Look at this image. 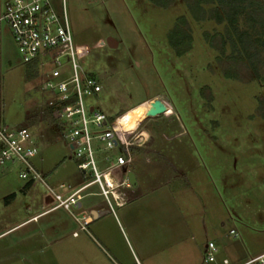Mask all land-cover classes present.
Wrapping results in <instances>:
<instances>
[{
  "label": "rangeland",
  "instance_id": "374dc122",
  "mask_svg": "<svg viewBox=\"0 0 264 264\" xmlns=\"http://www.w3.org/2000/svg\"><path fill=\"white\" fill-rule=\"evenodd\" d=\"M50 1L60 12L61 0ZM63 4L77 59L101 85L86 101L121 117L124 130L139 123L134 132L147 139L131 146V161L119 167L123 178L132 171L136 179L119 187L132 191L125 204L115 205L110 195L108 203L93 184L80 207H57L4 232L52 205L49 186L67 194L87 179L60 139L56 107L46 105L45 70L34 64L28 76L33 66L21 62L3 26L0 110L7 124L32 132L37 153L31 160L40 177L26 187L16 167L0 165V264H223V258L239 263L264 251V45L251 42L258 53L250 59L244 52L243 61L226 58L207 41L219 46L225 22L193 19L183 0L165 8L149 0ZM178 15H185L192 35L180 56L167 41ZM237 26L264 36L261 22L247 16ZM230 66L245 79L226 78L223 69ZM155 100L165 108L152 115ZM107 153L114 156L116 148ZM11 192V201L3 199ZM208 241L216 250L205 261Z\"/></svg>",
  "mask_w": 264,
  "mask_h": 264
},
{
  "label": "built area",
  "instance_id": "2783aa9c",
  "mask_svg": "<svg viewBox=\"0 0 264 264\" xmlns=\"http://www.w3.org/2000/svg\"><path fill=\"white\" fill-rule=\"evenodd\" d=\"M3 26L8 29L21 62L38 64L45 70L41 89L50 94L46 105L56 107L57 123L61 126L60 139L70 148L77 168L87 179L67 194L51 190L53 208L78 206L86 194L82 192L91 184L98 186L97 193L108 203L110 195L115 205H121L124 196L119 187L130 183L126 178L115 177V173L120 166L131 161L130 147L145 142L147 133L134 132L139 123L130 130L117 127V116L112 118L86 101L87 96L96 95L101 90V85L95 75L82 69L77 59L63 0L60 12L54 9L50 0L3 2L0 8V64ZM63 74L66 75L61 76ZM127 131H131L130 136ZM114 148V156L107 153ZM36 153L32 132L25 126L7 124L0 110V165L16 167L19 177L26 182L33 181L34 177H40L31 160ZM57 187L64 188V184L59 183ZM229 232L236 235L234 229ZM215 250L213 242L208 241L203 260H211ZM222 263L264 264V251L239 263L227 258H223Z\"/></svg>",
  "mask_w": 264,
  "mask_h": 264
},
{
  "label": "trees",
  "instance_id": "16d2710c",
  "mask_svg": "<svg viewBox=\"0 0 264 264\" xmlns=\"http://www.w3.org/2000/svg\"><path fill=\"white\" fill-rule=\"evenodd\" d=\"M156 6L165 8L169 6L174 0H149ZM187 6L190 15L195 20L214 19L217 23L225 22L224 34H218L220 37L219 46L213 41V38L207 39L208 44L211 47H215L220 51V54L225 55L226 58L243 61L245 55L250 59L253 55L258 53V49L253 48L251 42L257 43L256 45H264V36L261 34L254 35L245 29H238L237 23L241 17L251 18L253 21H260L261 25L264 26L262 21L264 19V0H183ZM251 27H254L251 24ZM232 34V36L230 35ZM207 37L208 33H204ZM227 36V37H226ZM234 36V37H233ZM229 39V40H228ZM226 40L230 41L232 51L237 50V44H239V51L235 54L230 53L226 55L225 44ZM167 41L169 46L174 51L175 55L180 56L187 52L191 47L192 35L189 27V23L185 15L176 16L172 27L167 32ZM252 48V49H250ZM245 53L242 54V53ZM31 67L30 74L33 76L34 64L30 63ZM223 75L226 78H234L238 80L245 79L235 68L226 67L223 69ZM27 76V77H28ZM247 79V78H246ZM32 181H27L25 186L28 187ZM9 196H13L10 193Z\"/></svg>",
  "mask_w": 264,
  "mask_h": 264
},
{
  "label": "crops",
  "instance_id": "0c3cea01",
  "mask_svg": "<svg viewBox=\"0 0 264 264\" xmlns=\"http://www.w3.org/2000/svg\"><path fill=\"white\" fill-rule=\"evenodd\" d=\"M143 102H145V101H143ZM140 104V103H139ZM139 104H137V105H139ZM136 105V106H137ZM131 107V106H130ZM133 107H135V106H133ZM134 146H137V145H134ZM40 173V172H39ZM116 175V177L118 176V177H120V178H123L122 176H121V174H120V172H119V169L117 170V173L115 174ZM42 181L46 184V182H45V180L42 178ZM82 185V184H81ZM91 185H93V184H91ZM91 185H89L88 187H90ZM46 186L48 187V184H46ZM129 186V185H128ZM127 185H126V187H128ZM79 187V186H78ZM88 187H86L85 189H87ZM49 188H50V190H53V189H55V188H53V187H51V186H49ZM84 189V190H85ZM119 190L121 191V194L122 195H124V202L121 204V205H123V204H125L126 203V200L129 198V197H131L132 196V191H130L129 189L127 190V189H124L123 188V190H121V188H119ZM11 193H13V192H11ZM86 194L85 195H87V194H89L90 192H85ZM91 193H93V192H91ZM95 193H97V192H95ZM10 194V193H9ZM9 194H7V195H5L4 197H3V199H6V201H8L7 199L9 198L10 199V201H11V199H13V197H8L9 196ZM98 194V193H97ZM15 195V194H14ZM52 195V194H51ZM84 195V196H85ZM50 199H52V205H50L49 207H46V208H41V209H39V211L38 212H35V213H33V214H31V215H29V216H27V217H25V218H23V219H21L20 221H18V222H14V223H12V224H10V225H8V227L4 230V232L5 231H8V230H15V229H17V228H19V227H22V226H24V225H26V224H28V223H30V222H36L37 220H38V218L40 217V215H42V214H44V213H48V212H50V211H52V210H54L55 208H53V203H54V198H53V196L52 197H50ZM126 199V200H125ZM48 200H49V198H48ZM9 201V202H10ZM49 201H51V200H49ZM9 202L7 203V204H9ZM121 205H117V206H121ZM81 206V202H79V204H78V207H80ZM93 210V209H92ZM92 210H91V212H92ZM95 211V210H94ZM95 213H96V211H95ZM94 216V215H93ZM97 216V213H96V215L94 216V217H96ZM82 217H83V221H84V223L86 222V223H90L91 222V217L89 216V215H85L84 213L82 214ZM205 246V245H204ZM9 259V258H8ZM236 259V258H235ZM235 259H230V261H232V262H234L235 261ZM7 264H12V262H10V259L7 261Z\"/></svg>",
  "mask_w": 264,
  "mask_h": 264
},
{
  "label": "water",
  "instance_id": "95a60500",
  "mask_svg": "<svg viewBox=\"0 0 264 264\" xmlns=\"http://www.w3.org/2000/svg\"><path fill=\"white\" fill-rule=\"evenodd\" d=\"M108 43L109 45H111L112 43L110 38L108 39ZM153 106H154L153 109L149 112V114H152V115L163 112L165 108L164 105L158 100H155L153 102ZM126 175H127V179L130 185H135L136 179H135L134 173L132 171H127ZM92 213L94 216L96 215L94 210H92Z\"/></svg>",
  "mask_w": 264,
  "mask_h": 264
},
{
  "label": "bare ground",
  "instance_id": "6f19581e",
  "mask_svg": "<svg viewBox=\"0 0 264 264\" xmlns=\"http://www.w3.org/2000/svg\"><path fill=\"white\" fill-rule=\"evenodd\" d=\"M137 106H139V105H137ZM137 106H135L134 108H136ZM132 109H133V107H132ZM132 109L129 110V113H130V114L132 113ZM129 113H128V114H129ZM130 114H129V115H130ZM132 114H133V113H132ZM132 114H131L130 116H131L132 118H134V119L138 122L137 118L134 117V116H132ZM133 115H134V114H133ZM145 116H146V115H145ZM145 116H144V117H145ZM120 118H121V117L117 116L116 125H117V127H121V128H122V126H121V124H120ZM122 129H123V128H122ZM123 130H124V129H123ZM110 181H111V180H110Z\"/></svg>",
  "mask_w": 264,
  "mask_h": 264
}]
</instances>
